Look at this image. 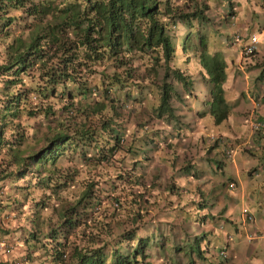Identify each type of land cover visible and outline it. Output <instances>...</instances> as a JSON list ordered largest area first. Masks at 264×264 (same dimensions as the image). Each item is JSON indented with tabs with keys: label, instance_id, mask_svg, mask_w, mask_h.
<instances>
[{
	"label": "trees",
	"instance_id": "1",
	"mask_svg": "<svg viewBox=\"0 0 264 264\" xmlns=\"http://www.w3.org/2000/svg\"><path fill=\"white\" fill-rule=\"evenodd\" d=\"M255 1L263 7L262 0ZM236 4L0 0V152L9 156L14 179L30 176L60 204L53 209L57 216L49 215L48 229L35 228L37 212L30 219L35 225L30 236L43 241L32 261L27 253L26 264H183L185 255L177 253L200 255L196 234L179 210L162 214L156 223L149 211L168 201L166 193L178 197L181 211L193 202L184 197L179 205L185 192L173 180L178 174L158 169L152 175L160 181L149 184L144 169L157 142L180 136L181 128L193 124L196 80L209 89L196 115H210L216 124L226 120L227 91L244 81L234 60L230 76L231 63L220 52L223 35L230 21L236 22L231 28L251 31L259 20L245 28ZM14 24L26 26L27 34L16 35ZM178 49L179 55L188 49L184 57L194 55L193 63L182 59L177 64ZM246 60L258 68L253 79L258 89L264 78L259 49ZM28 135L33 137L24 146ZM253 138L264 141V133ZM171 144L173 150L160 158L176 167L181 146L178 140ZM163 177L170 179L160 185ZM157 185L160 196L151 199L146 192ZM190 262L197 264L192 257Z\"/></svg>",
	"mask_w": 264,
	"mask_h": 264
},
{
	"label": "clouds",
	"instance_id": "2",
	"mask_svg": "<svg viewBox=\"0 0 264 264\" xmlns=\"http://www.w3.org/2000/svg\"><path fill=\"white\" fill-rule=\"evenodd\" d=\"M262 5L264 8V0H262ZM240 21L243 22L244 20L240 19ZM230 22H231V26H234L236 24V22H234V21H230ZM250 22L251 21L249 19V23ZM231 26H227L228 29L227 30L225 29L226 35L225 36L223 35V39L221 42L222 48H221L220 52H222V54L224 55V50L229 49V51L234 54V56L231 58H229V56L224 55L225 58L231 63V69L229 68L230 69V76L232 75V71H234V69L232 67V62L234 60V61H236L235 65L238 68H240V70H242V72H243L242 78L244 80L245 78H248L249 76H251V72L254 69H256V71L258 70L257 67H251L250 63L246 59L249 58L251 56V54L254 51H256L257 49H259V51L261 52V50L264 48V36L260 35V32L262 31L263 26H264V20H262L260 23L257 21L256 26L253 27V29L251 31H247V29L244 31L243 29H240L237 27L231 28ZM253 35H256V36L258 35L260 37L258 38L257 42L255 43V47L253 48V50L248 51L247 48L250 45V43H252ZM243 36H244V38H243ZM179 57H180V55H179ZM177 59L178 60H176V63L179 64L178 62H180L182 59H180L178 57H177ZM261 59L264 60V57ZM252 60H254V59H250L249 61H252ZM263 67L264 66H262V68ZM262 68L259 67L260 70ZM197 74H199V71H197ZM257 74H258V72H256L254 76H257ZM198 80H201V79H198ZM198 80H196V82L194 83V93H193L194 97L196 99V102L194 100V103H193V109H194L193 115L195 114L194 115L195 118L201 117L200 115L199 116L196 115L195 111L199 108L200 109L202 108V106H201L202 101L206 98L208 91H209L208 85L204 81L201 80L203 91H202L201 97L198 98L199 92L197 91V88H196V84H199ZM262 83H264V78L259 84V87L257 89L258 93H257L256 97L253 98L252 103H254L255 105H254L253 109H251V112L248 113V123L246 124L245 132H243L245 135L244 137H241L242 134H240V136L234 137L232 134H230L227 131V127L226 128L224 127L223 129L212 130L209 128L208 124H205V123L203 125L198 124L199 119L197 118V122H196V120L193 121V124L191 126H189L188 129L180 127L181 128L180 136H174L171 139V140L174 139V141L178 140V142H179V141L183 140L182 138L184 137V134H186V133H197V132L205 133L206 137L204 139L202 138L205 143L203 142V144L200 146L199 157L201 159L207 160V163L209 165L208 167L212 166V172L213 173L215 172L214 178H216L218 180L216 182L221 183V186L223 188H225V190L228 189L230 191H235V190L241 188V182L237 178L231 179V176H230L227 180V184H225V182L221 181V179H218L219 178V172L217 169H223L224 166L227 164V162L231 163V162L241 161L243 150L247 151L249 153L251 152V155L254 156L253 155L254 152L252 150H255L258 147H256L257 142H256V139L253 140L254 139L253 137L258 135V133H264V111H262L259 108V106L261 104L259 99L264 96V92H261V89L264 88L262 86ZM232 86H233V90L235 92L231 93L233 90L227 91V93H228L227 96L229 98V103H230V110H229L228 116H227L226 120H224L223 122H221L219 124L214 123L213 118L210 117V118H212V121L215 125H225V123H227L229 120V116L231 114L230 112H232V108H235L233 106H235L237 104V102H236L237 98L241 99L244 97L243 93H245L246 90H244L243 87H241L242 85H237L236 83H234ZM199 102H200V106L198 107L197 104ZM203 116H207V115H203ZM241 116H242V114H241ZM243 118H244V116H242V120H243ZM258 121L262 122L261 126H255V123ZM242 122H244V120ZM164 126L168 129H172L171 125H169V124H165ZM243 130H244V128H243ZM161 135H162V132H161ZM246 137H248V138H246ZM250 138L254 142V145L250 142ZM161 142H162V140L157 142V145L159 146L161 144ZM145 146L146 145H144V147ZM210 146H212L213 148L210 151H207V147L210 148ZM203 148H205V150H206L205 154H202V152H201ZM263 152H264V141H263V146L260 147V153L261 154L259 155L258 158H264ZM208 153L212 154V156H209ZM219 160H221V162H222L221 167L218 165V162H217ZM162 161L165 162L166 160H162ZM169 162H170V160H169ZM169 162L167 163L168 166L163 168L164 172L169 173V172H172V170H174L173 173H175V174H178V172H180L179 175H177V176H181L180 175L181 173L187 174V177H185L186 181L181 180L182 177L179 179L173 178V180H175L177 184H179L180 186L183 185L182 189L184 192H186L187 188H188V184L191 183V181H192L191 178L192 177L196 178L198 176V172L196 171V169L193 165V161L191 160L188 164H186L187 168L185 171L184 170H178L180 168V166L172 167V165H170ZM161 168H162V166L161 167L159 166L157 168V170L160 169V171H161ZM166 168H167V170H166ZM260 169L264 170V165L261 166ZM258 173L264 174V172H262V171L261 172L260 171L255 172V174H258ZM156 174H157V172H156ZM255 174L253 175L254 178L256 177ZM145 175H149V174L147 172H145ZM150 177H152V176L149 175V177H145V180H147ZM158 179H160V178L159 177L156 179L152 178L148 183L150 184L153 181L155 182ZM161 179L164 180L163 183L165 184L166 183L165 180H169L170 177H163ZM185 183H187V184L185 185ZM0 185H3L5 187L6 182L0 181ZM162 189L164 190L165 187L162 186ZM5 190L6 189H4L3 193H5ZM117 190L119 191L120 187H118ZM3 193H1L0 196H2ZM166 195H167V200H168L167 202H169V200L175 201L176 198H178L177 196H175L173 194L169 195V193H166ZM152 197H153V199L158 198V196L154 193L152 194ZM180 197H185L184 193H182ZM157 200L160 203L162 202L161 199H157ZM208 201L205 200L203 202L207 203ZM167 202L163 203L162 207L157 206L155 208L151 207L150 209H152L153 212H155L156 214L161 216L159 214V211L161 209H163L164 207H166V205H168V204H166ZM176 202H178V200H176ZM114 203L117 204L116 202H114ZM192 204H193V202L191 204H189V206H187V207H191ZM210 205H211V203H210ZM178 210H180V208H178ZM184 210L185 209H183V211H180L182 214L179 217H184L186 220V224L190 225V228H191V231L193 232V234H196L197 238L193 239V243H195L197 241V245H198V249L200 251V255H197L193 251L189 253L188 250L184 253L183 252L177 253V255H185V258L183 259V264H192L190 262L191 257L195 259L197 264H236V262L231 258L230 253H229L230 243H231L232 239L234 238L233 229L223 230L221 228V226L225 225L226 220L220 219L221 221L219 220L220 222H219V225H217V227H216L217 230H216V229H214L215 225H211V224L216 222L220 218L218 216L219 215L218 212H216L214 214H211V213L200 214L198 212L186 213L187 211L186 210L184 211ZM191 211H193V209ZM183 212H185V213H183ZM14 215H16V214L12 211L10 215L3 216V220H5L7 222L5 217L12 218ZM167 217H166V219H171V220L174 219L171 217H169V218H167ZM206 217H209L208 221L210 222V225H205V226L201 225L202 223L204 224L206 222V220H205ZM239 218H240V223H241V225L245 231V237L247 238L249 243L253 244L254 241H257L261 237H264V229H261L259 231H251L250 230L249 226H250V224L254 223L256 217L253 214L252 210L247 205H245V204L242 205ZM2 229H4V228H2ZM216 231H219L220 235L222 236V241H219L217 239V237L214 238ZM17 232H18V230H17ZM26 234L29 235L28 240H31V239L35 240V238H32L30 236L29 232H27ZM21 238L27 239V236H24V237L22 236ZM0 239H3L6 242L7 246L9 247L8 250L6 248H4V249L1 248L0 252L10 254L11 250L16 245V241L12 240L11 238L2 237L1 235H0ZM26 249L31 250V246H29V248L27 247ZM26 252L30 253V252H32V250L29 252L26 250ZM11 261H13L12 264L26 263L25 259L23 260V259H18V258H13Z\"/></svg>",
	"mask_w": 264,
	"mask_h": 264
},
{
	"label": "crops",
	"instance_id": "3",
	"mask_svg": "<svg viewBox=\"0 0 264 264\" xmlns=\"http://www.w3.org/2000/svg\"><path fill=\"white\" fill-rule=\"evenodd\" d=\"M241 19H244L243 26H245L246 28L247 26L246 24L249 23V19L245 17H242ZM243 30H246V29H243ZM224 55L229 56V58L234 56V54L230 52L229 49L224 50ZM260 57L261 58L264 57V48L260 52ZM256 72H257L256 69H254L251 72L252 77L250 79V87L244 93L243 98L241 99L237 98V105L233 106L235 108H232V112H230L231 114L229 116V120L227 123H225V125H215L212 121V118H210L211 116L209 115L201 116L199 118L197 117L199 119L198 124H202V125L204 123L208 124L209 128L212 130H218V129H223L224 127L225 128L227 127V131L230 134H232L234 137L240 136V134H242L241 137H244L245 136L243 133L245 132V129L243 130L244 122H242L243 120L241 117V113H239V109L237 107L241 106L242 105L241 103L243 102H248V100L252 102L253 98L256 97L258 92H257V89H255V86L253 85L254 83L253 79H254V75ZM261 92H264V88L261 89ZM259 100L261 103L259 108L262 111H264V96L260 98ZM197 106L198 107L200 106V102L197 104ZM194 115H192L193 121L196 120L197 122V118H195ZM236 117L240 118V122H238V120L235 119ZM203 135L204 134L200 132L187 133V136H184L182 138L183 140L179 141L182 152H184L185 150L186 152L180 153V155L181 154L182 155L179 157V159H177L178 161L175 162L176 165L181 167V166L188 164L192 160L193 165L196 171L198 172V176L196 178L195 177L191 178L192 181L191 183L188 184L187 191L184 193L187 199H189L190 201H193L192 206L186 207L185 210L188 213L198 212L200 214H207V213L214 214L218 212L219 213L218 216L220 218L212 224H215V226L217 227V225H219V222L221 221L220 219L226 220L225 225L228 228L233 229V232H234V239L230 243V247H229L230 256L236 262V264H244L246 262H249V259H251L254 254L261 255V253L264 250V237H261L260 239L256 241V242H259V241L262 242V247L260 248H256L255 244H251L247 242V239H245V231L240 223V218H239L242 206L238 210L234 209L233 207V205H235V201L237 200L238 196L235 195L234 191H230L228 189L225 190V188L221 186V183L216 182L218 180L214 178L215 172L214 173L212 172V166L208 167L209 165L207 163V160L201 159L199 157V152H200L199 149H200V146L202 145L201 142L203 141L201 137ZM250 142L254 145V142L252 141L251 138H250ZM256 142H257L256 147L258 148H256L255 150H252L254 152L253 153L254 156L251 155V152L249 153L243 150L241 161H236V162H231V163L227 162V164L224 166L223 169H217L219 172L218 179H221V181H223L222 179H223L224 173L230 172L231 179L237 178L241 182V188L237 189V191L239 192L242 198L247 199V203L250 201L255 202V198L252 196V194H254L258 190L255 186L252 189L249 188L250 185H258L259 187H261V190L264 191V174L258 173V177L257 178L255 177L256 179H254L253 175L255 174L257 170L254 172L253 170L254 166H251V164L254 163L253 161H257L259 155L261 154L260 147L263 144V139L256 140ZM209 156H212V154H209ZM168 162L169 161H165L163 164L164 165L163 167H167ZM172 172H174V170H172ZM179 173L180 172H178V175ZM243 173L246 174L245 175L246 179L251 178V180L250 181L243 180V177H242ZM180 175H181L180 177H182L181 180H185V177H187L186 173L184 174L181 173ZM178 179H179V176H178ZM252 180H254L253 183H251ZM182 199L184 202L185 198L183 197ZM205 200L207 201L209 200V201L207 203H204L203 201ZM258 208L261 210L263 217L259 219H255L254 223L250 224L249 227L251 231H259L261 229H264V201L261 203L259 202ZM192 209L193 211H191ZM3 216L4 215H0V226H1L0 235L2 237L11 238L14 241L21 239L19 238L20 236L17 234L18 232L16 228L12 229L13 226L7 223L5 220H3ZM208 218L209 217H206V219L204 218L206 222L204 224L202 223L201 225H204V226L210 225ZM218 233L219 231L215 232L214 238L218 236ZM13 258L14 257L10 256L9 253L6 254V253L0 252V264H12L11 260ZM253 261L256 263L255 259H253Z\"/></svg>",
	"mask_w": 264,
	"mask_h": 264
},
{
	"label": "rangeland",
	"instance_id": "4",
	"mask_svg": "<svg viewBox=\"0 0 264 264\" xmlns=\"http://www.w3.org/2000/svg\"><path fill=\"white\" fill-rule=\"evenodd\" d=\"M235 11H237V15H238V19L239 20L242 17L250 19V21L255 19V18L259 19L260 21H262L264 19V16H263L264 15V8L261 7V3H259V1H257V3H256L255 0H238V4H236V6H235ZM258 12H259V15L257 14ZM28 19L29 18H27V21H28ZM241 20H244V19H241ZM259 20H258V22H259ZM19 25H22V24H19ZM13 27H14V33L16 35H18V34L26 35L27 34V27L26 26H24V27L17 26L16 27V25L14 24ZM173 44L175 46L179 47L178 41L176 39H173ZM177 53H178L177 54L178 58L185 59V60L189 59V63L190 64L193 63L192 59L194 58V55L184 57L185 55L189 54L188 53V49L186 50L185 55H180V57H179V49L177 50ZM1 55H2V52L0 50V56ZM251 77L252 76H249L248 78H245L243 80L244 82L242 83L241 87H243L244 90H248L249 89ZM238 80H240V78H239V76H236L235 77V81H238ZM198 82H199V84H196V88H197V91L199 92V95H198V98H199V97H201V94H202V91H203V87H202V81L198 80ZM262 86H264V83H262ZM234 92L235 91L233 90L231 93H234ZM194 100L196 102V99H194ZM241 104L242 105L238 106L237 108L239 109V113H241L242 116H244V118H243V120H244L243 128L245 129L246 128V124L248 123V113L251 112V109H253L255 104L252 103L250 100H248V102H243ZM235 119L238 120V122H240V118L239 117H236ZM49 123H53V122L51 121ZM43 124H44V121L41 120L40 128L42 127V129L40 130V128H39L37 130H40V131L45 130L46 126H44ZM34 129L35 128L32 127V130H34ZM186 134H184V136H187ZM31 135H34V132H31ZM30 136L28 135V138L23 142L24 146H25V144L28 141L31 140V137H33V136L30 137ZM248 137H246V138H248ZM171 139L168 140V141H162L159 146H157L156 148L152 149V159L149 161L148 165L145 166V169H144V173L147 172L152 177L148 178L146 180V183H148L154 177L152 174H154L157 171H159V170H157V168L159 166L160 167L162 166L160 173H164V170H163L164 162L161 160L160 157H161V155L166 157L168 155L167 152H170V151L173 150L174 147L172 146L171 143L174 141V139L173 140H171ZM181 152H182V150L180 149V153ZM185 152H186V150L184 152H182V153H185ZM201 152H202V154H205L206 153L205 148H203ZM208 155H209V153H208ZM8 158H9V156L5 155L4 151L0 152V181H5L6 182V185L4 187V189H6L5 193H3L2 196H0V215H4V216L7 215L8 216L13 211L16 215H14L12 218L5 217L6 220H7V223H9L10 225L13 226L12 229L16 228V230H18L17 234L19 236H21V237L22 236L23 237L27 236V239H23V238L19 237L21 239L15 240L16 241V245L11 250V253L9 255L14 257V258L27 260L28 257H26V255H27L26 250L28 252L32 250V251H34V253L30 252V253H32L31 254L32 257L30 258V261H32L33 258L35 257L34 255H35V252L37 250V247L41 244V242L43 240H41L42 239L41 237H40L41 239L28 240L29 235L26 234V233L29 232V234H30L31 229H33L34 228L33 226H35L30 221V219L33 218L35 212H37V215L40 216V219H39V223L35 226V228H37V229L40 228L42 230L43 229L46 230V229H48V225H50V223L53 221V220H51L49 222V220H48V218L50 217L49 215H52L51 213H53L54 217H56L57 216V211H55L53 209L55 207V204L57 205L56 207H58V206L60 207V204H59V201H57V200H56L57 203H55L53 198L52 199L47 198L46 197L47 189L42 187V186H40L39 184H35V182H34L35 179H30V176H28V178L24 177V178H22L20 180L14 179L13 176L9 173L11 171V168H13L14 166H13L12 163L8 162ZM65 161L67 162V160L64 159L63 160V164L65 163ZM253 162L254 163H252L251 166H254L253 167L254 171L257 170V171H260V172L261 171L264 172L263 169L262 170L260 169V167L264 165V158H258L257 161H253ZM105 167L107 169V167H109V166H105ZM109 169L111 171V168H109ZM166 170H167V168H166ZM149 175H145V177H149ZM230 175H231L230 172L224 173L222 180L225 182V184H227V180L230 177ZM245 175L246 174L243 173V176H242L243 180H249L250 181L251 178L246 179ZM255 175H256V178H257L258 174H255ZM256 178H254V179H256ZM159 181L160 180L158 179L155 182L158 183ZM253 181L254 180H252L251 183H253ZM163 182H164V180H161V184L160 185L164 184ZM160 185H157L155 187V189H153L151 191L150 194L146 192V195H150L151 199H153V197H152L153 193L156 194L159 197L160 194L157 192V188ZM254 186L258 189L254 194H252V196L255 198V202L250 201V202L247 203V199L242 198L240 196L239 192L237 190H235L234 191L235 195H237L238 198L235 201V205H233V207H234V209L238 210V209H240V207L243 204H247L251 208V210H252L253 214L255 215L256 219H259V218L263 217V214H262L261 210L258 207H259V202L261 203V202L264 201V191L261 190V187H259L258 185H250L249 188L252 189V188H254ZM78 189H80V186H77L76 190H78ZM161 189H162V186H161ZM70 191H71V189L66 190V191L63 192V199H65V196ZM75 192H78V191H75ZM164 198H167L166 194L164 195ZM41 199L43 201H45L46 203L51 201L50 205L41 206L42 204L45 205V203L40 202ZM34 200H38V203H36ZM184 202H183V199H181L179 201V205H184ZM166 204H168V206H169L168 209L169 210H166V207H164L163 209H161L159 211L160 215H162L164 213L165 214H167V213H171V214L176 213V211H178L177 208L180 207V206H177L178 202H176V200L175 201H170L169 200V202H167ZM149 211H151L150 214L154 217V223H156L157 219H160L161 216H159L158 214L153 212L152 209H150V208H149ZM179 211H181V208H180ZM55 213H56V215H55ZM165 219H166V217H165ZM149 225H151V224H149ZM211 225H215V224H211ZM221 228L223 230L231 229V228H228L226 225L221 226ZM214 229H216V226H214ZM41 235L42 234H40V236ZM70 237H71V235H70ZM16 238H18V237H16ZM217 239L219 241H222V236L220 235V233H218ZM245 239H247V238L245 237ZM247 242H248V240H247ZM253 244H255L256 248L262 247V242L261 241H259V242L254 241ZM32 245H33V247H31V250L30 249L29 250L26 249L27 247L29 248V246H32ZM41 256L45 259V254L44 253ZM253 259L256 260V263L253 261ZM32 263L36 264L35 261H33ZM22 264H26V263H22ZM244 264H264V250L261 253V255L254 254L252 256V258L249 259V262H246Z\"/></svg>",
	"mask_w": 264,
	"mask_h": 264
},
{
	"label": "built area",
	"instance_id": "5",
	"mask_svg": "<svg viewBox=\"0 0 264 264\" xmlns=\"http://www.w3.org/2000/svg\"><path fill=\"white\" fill-rule=\"evenodd\" d=\"M260 35L261 36H264V26H263L262 31L260 32ZM259 37L260 36H258V35L257 36L256 35H253V37H252V43H250V45L247 48L248 51L253 50V48L255 47V43L257 42V40H258ZM261 125H262V122H260V121H258V122L255 123V126H261ZM3 191H4V186L3 185H0V194L3 193ZM1 248L2 249L6 248L7 250L9 248L7 246V244H6V242L3 239H0V249Z\"/></svg>",
	"mask_w": 264,
	"mask_h": 264
}]
</instances>
